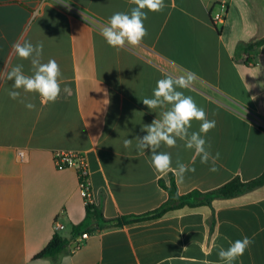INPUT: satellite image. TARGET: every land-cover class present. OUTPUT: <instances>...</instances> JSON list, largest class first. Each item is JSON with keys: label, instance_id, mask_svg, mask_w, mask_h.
I'll use <instances>...</instances> for the list:
<instances>
[{"label": "crops", "instance_id": "0c3cea01", "mask_svg": "<svg viewBox=\"0 0 264 264\" xmlns=\"http://www.w3.org/2000/svg\"><path fill=\"white\" fill-rule=\"evenodd\" d=\"M226 1L224 23L213 24L220 0H164L161 12L145 9L142 44L117 50L101 30L114 13L135 7L130 0H0V264H223L219 249L244 236L253 243L235 264H264V186L215 199L211 208L184 207L96 230L80 241L70 228L85 217L75 169L58 171L53 161L56 152L84 155L91 203L106 220L157 209L168 199L160 182L168 186L171 176L184 195L264 173V45L244 52L264 38V0ZM17 41L42 42L41 62L59 64L61 86L71 94L43 105L38 94L18 90L34 110L11 99L7 71L22 64L32 75L30 60L12 51ZM187 72L195 80L178 90L216 121L205 139L212 155H220L213 172L211 162L193 161L184 141L162 144L158 151L171 153L173 168L179 161L195 169L181 180L171 171L155 173L151 153L141 154L135 138L160 118L161 109L151 111L142 100L152 98L158 80ZM199 127L193 120L190 131ZM17 151L24 152L21 162ZM56 219L67 247L55 258L35 260L55 234Z\"/></svg>", "mask_w": 264, "mask_h": 264}, {"label": "clouds", "instance_id": "9594fccd", "mask_svg": "<svg viewBox=\"0 0 264 264\" xmlns=\"http://www.w3.org/2000/svg\"><path fill=\"white\" fill-rule=\"evenodd\" d=\"M135 5L129 13L116 12L108 20V24L101 30V35L106 43L117 50L126 46L136 47L142 44L147 36L144 21L147 19V11L161 12L166 7L164 0H130ZM13 53L22 60H30L32 75H26L23 65L17 64L7 71V80L13 81L12 90L8 95L13 100H20L21 92L36 93L43 105L57 102L61 94L70 95L71 89L62 85V72L59 64L54 59L42 63L43 43L37 42L33 45L30 41H17L12 45ZM194 72H187L178 77L167 75L160 79L153 89L152 98H144L143 104L151 111L161 109L160 118L154 119L151 124L143 125L142 132L146 135L137 136L136 148L143 154L145 150L151 153L150 166L155 173L166 175L173 172L178 178L183 179L187 172H194V168L177 161L176 167L172 166V157L169 152H161V145L168 148L177 146V140L184 141V147L194 150L193 161L200 158L202 164L211 162L210 171H217L216 162L219 153L215 156L209 151L210 145L206 147L205 139L207 133L216 127V121L210 120L206 111L199 107L191 96H186L178 89L188 88L195 80ZM25 107L34 110L35 105L31 102L25 103ZM193 120L200 122L199 131H190ZM203 134V135H202ZM132 140L125 139L124 146L131 147ZM253 243L252 239L244 236L230 242L227 249L221 247L218 251L219 260L223 264H235L244 255ZM203 264H209L204 261Z\"/></svg>", "mask_w": 264, "mask_h": 264}, {"label": "trees", "instance_id": "16d2710c", "mask_svg": "<svg viewBox=\"0 0 264 264\" xmlns=\"http://www.w3.org/2000/svg\"><path fill=\"white\" fill-rule=\"evenodd\" d=\"M262 45H264V38L248 44L244 48V52L248 53L254 51ZM250 60L251 59L248 58L245 62L248 63ZM160 185L168 193V199L157 209L140 216H129L106 220L103 218L101 212L92 203H87L85 205V217L83 221L77 225H71V234L75 237L84 233L92 234L96 230L123 227L127 224L135 222L153 220L162 217L167 212L182 209L184 207L198 208L206 206L211 208V204L215 199H229L260 186H264V173H262L258 178L247 183H243L238 178H234L223 186L207 193L192 191L190 193L180 195L177 192L172 176L170 177V183L168 186H166L163 182H160ZM209 225L212 228V217L209 219ZM66 247L67 240L62 238L59 233L55 232L46 246L34 257V259L55 258L62 253Z\"/></svg>", "mask_w": 264, "mask_h": 264}, {"label": "built area", "instance_id": "2783aa9c", "mask_svg": "<svg viewBox=\"0 0 264 264\" xmlns=\"http://www.w3.org/2000/svg\"><path fill=\"white\" fill-rule=\"evenodd\" d=\"M227 1L220 0V8L221 12L212 16L213 24H223L227 15ZM256 65V63H253ZM259 125L264 128V122H260ZM18 161H22L24 159V152L17 151ZM53 161L55 168L58 171L73 168L75 169L78 184H79V192L81 197L83 198L85 205L87 203H91L90 196V184H89V170L88 164L83 154L78 152H56L53 156ZM55 232H59L64 229V225L60 222V220L56 219L53 224ZM89 237L88 234H81L79 237L80 241H84Z\"/></svg>", "mask_w": 264, "mask_h": 264}]
</instances>
